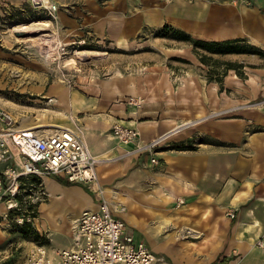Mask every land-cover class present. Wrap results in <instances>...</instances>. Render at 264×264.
I'll return each mask as SVG.
<instances>
[{
  "label": "crops",
  "instance_id": "obj_1",
  "mask_svg": "<svg viewBox=\"0 0 264 264\" xmlns=\"http://www.w3.org/2000/svg\"><path fill=\"white\" fill-rule=\"evenodd\" d=\"M55 2L65 40L109 53L104 60L115 50L127 61L111 66L108 78L90 74L73 85L55 80L35 89L49 100L54 125L77 131L105 160L97 168L99 184L40 179L35 219L47 247H74L78 221L84 211L99 209L102 187L128 232L173 264H264L258 245L264 240V109L221 106L234 112L208 115L224 92L207 80L190 41L159 34L169 25L193 39H242L263 51L264 0ZM215 57L251 64L257 55ZM236 76L230 71L226 88ZM117 122L138 129L139 142L120 144L112 134ZM163 137L156 154L137 151Z\"/></svg>",
  "mask_w": 264,
  "mask_h": 264
},
{
  "label": "rangeland",
  "instance_id": "obj_2",
  "mask_svg": "<svg viewBox=\"0 0 264 264\" xmlns=\"http://www.w3.org/2000/svg\"><path fill=\"white\" fill-rule=\"evenodd\" d=\"M18 1L19 5H15ZM18 1L0 0V107L11 116L12 127L15 129L35 127L34 129L40 131L51 132L59 128L54 125L55 112L52 111L49 100L35 92L36 88L44 85L49 87L55 80L73 85L74 79L90 74L108 78L114 74L111 66L121 65L127 60L115 50L113 58L104 60L103 58L110 57L109 53L96 54L84 51L86 47L78 43H69L61 33L58 19H54L45 8L38 6L39 0H30L32 5L27 0ZM53 3L56 4L55 0ZM59 10L60 7L58 12ZM34 22H48V25L21 29L23 24L28 26ZM256 55L253 63L244 64L242 77L234 71L237 76L230 88L225 86L226 77L230 73L228 72L223 80L221 92L224 93L219 95L220 107L217 108L218 104H215L217 110L211 109L208 115L217 117L234 111L264 109V77L260 75L261 72L264 73V50ZM71 59L76 61V65H68ZM206 68L205 77L211 71V67ZM223 70V67L220 68V72ZM231 107L236 108L229 112L219 111L220 108L226 110ZM9 157L8 161L0 163V176L7 181L10 178L6 173L22 172V157L13 146L9 149ZM40 179L37 176L22 177L20 193L14 201L15 208L8 210L6 204L1 207L4 214L0 221V237L3 239L0 246V264H27L30 254L38 245L31 232L33 228L38 230V221L30 206L35 205V212H39L38 193L42 187ZM28 223L32 225L31 228ZM190 233L188 229L186 235ZM158 257L173 263L167 257Z\"/></svg>",
  "mask_w": 264,
  "mask_h": 264
},
{
  "label": "built area",
  "instance_id": "obj_3",
  "mask_svg": "<svg viewBox=\"0 0 264 264\" xmlns=\"http://www.w3.org/2000/svg\"><path fill=\"white\" fill-rule=\"evenodd\" d=\"M43 7L57 19L58 5L39 0ZM11 116L0 107V163L10 159L9 149L15 147L22 157V172H8V181L0 176V221L1 206L15 208V199L20 193L24 176L60 177L70 183L99 184L97 168L105 160L93 155L88 143L79 133L70 128H58L51 132L37 129H15ZM113 136L122 145L138 143V129L115 123ZM165 137L141 144L137 151L156 154ZM152 163L159 165L157 158ZM101 201L97 211H84L74 233V247L51 251L45 245H37L27 264H173L165 261L151 249L145 239L128 232V225L121 219L115 206L99 187ZM185 200L178 199V205ZM118 211L124 212L123 206ZM232 218L236 213H231ZM258 245L264 248V240Z\"/></svg>",
  "mask_w": 264,
  "mask_h": 264
},
{
  "label": "trees",
  "instance_id": "obj_4",
  "mask_svg": "<svg viewBox=\"0 0 264 264\" xmlns=\"http://www.w3.org/2000/svg\"><path fill=\"white\" fill-rule=\"evenodd\" d=\"M159 34L161 36L170 37L177 40L190 41L200 61L204 65L211 67V71L209 72L210 74L206 76L207 80L209 82L218 83L221 88V91H223L224 77L228 74V72L232 70L236 71V73L242 77L243 73H241L242 72L241 70L245 67V65L237 62L223 61L219 58H216L215 55H225V54H233V53H237V54L262 53V50L253 47L246 40L238 39V40H228V41L219 42V41H205V40L193 39L185 32L181 30H177L169 25H166L159 32ZM244 45H247V47H244ZM222 67L224 68V70L220 72V68ZM30 208L35 214V217H38V211L35 212L36 206L31 205ZM28 226H30L31 228L32 225L28 223ZM31 232L35 235L34 240L38 242V245L47 246L50 243L49 239L46 236L41 235L38 232V230L33 228L31 229Z\"/></svg>",
  "mask_w": 264,
  "mask_h": 264
},
{
  "label": "bare ground",
  "instance_id": "obj_5",
  "mask_svg": "<svg viewBox=\"0 0 264 264\" xmlns=\"http://www.w3.org/2000/svg\"><path fill=\"white\" fill-rule=\"evenodd\" d=\"M46 1V0H45ZM47 26L48 25V22H34V23H32V24H30V25H25V24H23V26H22V28L21 29H27L28 27H30V26ZM81 53H86V52H81ZM76 63V61L74 60V59H71V60H69L68 61V65H73V64H75ZM76 65V64H75ZM59 128H64V127H61V126H58ZM35 127H23V128H20V129H34ZM51 131V130H50ZM2 207V206H1ZM76 227V226H75ZM74 228V227H73Z\"/></svg>",
  "mask_w": 264,
  "mask_h": 264
}]
</instances>
